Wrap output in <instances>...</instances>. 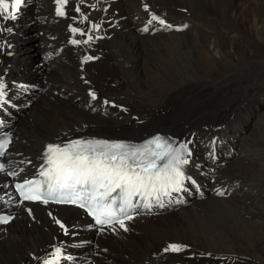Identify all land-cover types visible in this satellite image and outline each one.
<instances>
[{
    "label": "bare ground",
    "instance_id": "obj_1",
    "mask_svg": "<svg viewBox=\"0 0 264 264\" xmlns=\"http://www.w3.org/2000/svg\"><path fill=\"white\" fill-rule=\"evenodd\" d=\"M79 2L95 7L79 6L73 22L54 17V0H28L16 20L0 16L1 43L12 45L0 49V76L19 111L7 117L11 166L29 173L48 143L140 142L161 130L188 143V173L204 196L99 235L77 210L36 205L28 216L9 205L16 217L0 227V264H42L55 245L89 264H264V0H69L66 10ZM82 14L86 28L101 24L102 39L72 45L67 28L80 27ZM152 15L173 27L153 21L143 33ZM113 75L130 83L137 103L112 86ZM33 86L42 92L26 94ZM8 185L0 176V207L12 202ZM172 242L187 247L164 253Z\"/></svg>",
    "mask_w": 264,
    "mask_h": 264
},
{
    "label": "snow or ice",
    "instance_id": "obj_2",
    "mask_svg": "<svg viewBox=\"0 0 264 264\" xmlns=\"http://www.w3.org/2000/svg\"><path fill=\"white\" fill-rule=\"evenodd\" d=\"M23 2L24 0H0V16L5 21L16 20ZM68 2L69 0H54L57 16L68 15L65 11ZM75 11L80 12L78 5ZM87 19L86 15H81V22ZM153 21L166 28L173 27L157 15H152L148 23ZM68 27L73 36L77 33L87 36L83 41L75 38L69 41L72 45H80L93 41L92 33L99 31L101 24H92L87 32L72 25ZM3 30L0 28V32ZM148 30L147 27L143 29L145 32ZM7 32L11 33L12 29L7 28ZM5 46L10 49L11 42H6V45L0 43V49ZM7 54L12 55V52L8 51ZM93 59L96 58L85 56L84 62ZM6 93V81L0 76V103L5 102ZM89 95L92 100L98 99L95 92H90ZM104 103L108 104L109 101L105 100ZM11 142L10 135L0 139V157H5ZM190 156L187 144L174 146L160 135L142 144L103 139H71L64 143L47 144L43 150L42 163L36 173L39 178H25L14 186L21 198V204L31 201L44 205H75L93 218L94 225L101 233L106 228L116 231V225L128 231L125 222L133 219L137 208H151L153 203L163 206L164 197H170L172 193L182 190L186 179L184 166L189 163ZM0 173H6L8 176L19 175L17 171H7L4 163H0ZM218 194L223 195L222 192ZM27 211L31 215V209ZM11 219L10 215L0 216V223H9ZM55 223L68 234V229L61 220L56 219ZM186 247L170 243L163 251L179 253ZM62 255L61 248L55 247L51 253L52 259H44L43 264H60Z\"/></svg>",
    "mask_w": 264,
    "mask_h": 264
},
{
    "label": "rangeland",
    "instance_id": "obj_3",
    "mask_svg": "<svg viewBox=\"0 0 264 264\" xmlns=\"http://www.w3.org/2000/svg\"><path fill=\"white\" fill-rule=\"evenodd\" d=\"M263 8V7H262ZM111 28V27H110ZM33 30V29H32ZM35 31V30H34ZM26 34L27 35H30V33L29 32H26ZM226 36V35H225ZM228 37H230V38H233L232 37V34H228ZM234 41H236V39H234ZM28 43L30 44V45H34V44H36L37 43V39H35V38H33L32 40H29L28 41ZM97 45V44H96ZM94 46V45H93ZM262 51H264V50H262ZM84 57V56H83ZM17 68H21V67H19V66H17ZM109 73L110 74H112L113 73V70L112 69H110L109 70ZM108 73V75H110ZM118 78V77H117ZM110 81H112V86H114V85H116L117 83H120V89H126L127 90V93L130 95V92L132 93L130 96H132L133 97V100H132V103H137V101L139 100V97H138V95L134 92L135 90L133 89V87L131 86V85H129L130 83L129 82H127V83H125V82H119L117 79H116V77H114V75H113V79H110ZM260 86L261 87H264V80H263V82H262V84H260ZM127 87V88H126ZM124 89V90H125ZM258 90H260V89H258ZM25 96V95H24ZM136 100V101H135ZM131 105V104H130ZM131 107H133L132 105H131ZM133 108H135V107H133ZM138 108H136L135 110H137ZM254 121H249V123L246 125V129L248 128V125L249 124H251V123H253ZM216 136L217 137H220V134L219 133H216ZM247 253H249L248 251H250L248 248H247V250H245ZM250 254V253H249ZM19 264H21V263H19Z\"/></svg>",
    "mask_w": 264,
    "mask_h": 264
}]
</instances>
